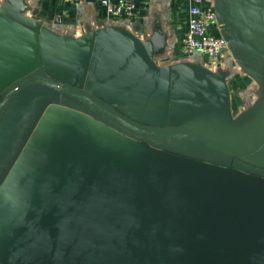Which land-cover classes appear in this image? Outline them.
<instances>
[{"label": "crops", "instance_id": "obj_1", "mask_svg": "<svg viewBox=\"0 0 264 264\" xmlns=\"http://www.w3.org/2000/svg\"><path fill=\"white\" fill-rule=\"evenodd\" d=\"M100 1L0 0V71L38 65L76 85L80 59L57 47L78 52L84 39L99 44L89 93L132 121L240 148L261 135L264 59L229 38L224 0L203 1L216 15L208 34L226 40L222 59L184 52L190 0H133L129 20ZM232 17L264 45V0H232ZM17 35L56 47L36 56ZM83 115L42 86L21 90L5 112L0 165L22 225L12 238L0 233V264H264V146L235 159L154 138L141 154L114 123Z\"/></svg>", "mask_w": 264, "mask_h": 264}, {"label": "water", "instance_id": "obj_2", "mask_svg": "<svg viewBox=\"0 0 264 264\" xmlns=\"http://www.w3.org/2000/svg\"><path fill=\"white\" fill-rule=\"evenodd\" d=\"M223 15L224 27L229 38L256 52L264 59V45L250 37H247L235 26L232 17V0H224ZM12 27L14 30H22L17 26ZM17 36V38H21L22 40H26L31 43L29 46L36 56L37 47L39 48L44 45L56 47L51 43L45 44L44 39L35 40L32 36L31 40H28V38L24 35ZM4 44H8V42L6 41ZM2 45L3 43L0 42V48H2ZM78 45V52L67 51L57 47L60 51L74 54L80 59L78 83L76 85H69L55 79L52 77L51 72L48 69H39L38 65H35L33 69L23 72L22 74L17 73L10 76H7L0 71V76L3 77H0V122L9 106L15 101L16 95L21 90L30 86H42L58 93L61 100L64 97H67L79 103L83 107L84 113L81 117V121L84 122L89 117L101 115L110 122L114 123L119 129L123 130L124 133H127L141 142L138 147L139 153L141 154L146 150V142L154 138H180L190 140L235 159L250 157L264 146V130L251 145L240 148L216 141L210 137L184 127H148L132 121L110 106L95 99L89 93L88 86L85 85V79H89L92 76V71H94L98 62L99 44L96 43L94 46L93 44L91 45V41L82 39ZM39 52L43 54L47 51H45V49H41ZM0 60H2V52H0ZM8 169V165H0V233L12 238L14 232L20 234L19 228L22 225V218L18 211L16 201H13L12 197L7 194V191L11 187V183H5L4 180V176L7 174Z\"/></svg>", "mask_w": 264, "mask_h": 264}, {"label": "built area", "instance_id": "obj_3", "mask_svg": "<svg viewBox=\"0 0 264 264\" xmlns=\"http://www.w3.org/2000/svg\"><path fill=\"white\" fill-rule=\"evenodd\" d=\"M73 3L79 0H61ZM204 0H190L187 28L182 39L183 50L186 54L202 53L213 59H222L226 49V40L208 34V28L214 24L216 15L210 8H203ZM101 6L111 17L132 19L134 13L133 0H101Z\"/></svg>", "mask_w": 264, "mask_h": 264}]
</instances>
